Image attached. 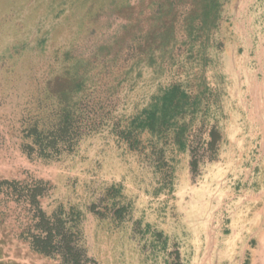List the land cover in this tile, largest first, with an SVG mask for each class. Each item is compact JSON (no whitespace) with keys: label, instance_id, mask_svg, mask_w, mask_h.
I'll use <instances>...</instances> for the list:
<instances>
[{"label":"rangeland","instance_id":"obj_1","mask_svg":"<svg viewBox=\"0 0 264 264\" xmlns=\"http://www.w3.org/2000/svg\"><path fill=\"white\" fill-rule=\"evenodd\" d=\"M71 109L75 146L33 150ZM5 180L42 183L83 264H264V0H0ZM17 196L0 190V264H75L35 250Z\"/></svg>","mask_w":264,"mask_h":264},{"label":"trees","instance_id":"obj_2","mask_svg":"<svg viewBox=\"0 0 264 264\" xmlns=\"http://www.w3.org/2000/svg\"><path fill=\"white\" fill-rule=\"evenodd\" d=\"M166 92L161 100H164L165 107L172 106L178 94L185 93L182 91L181 86L178 84L172 85ZM156 108H152L147 113V118L139 117L142 123L153 126V123L159 120V113L163 111L159 104L155 105ZM167 116H165V120ZM137 121V120H136ZM145 121V122H144ZM82 116L73 113L71 110H65L60 121L54 124L50 129H40L38 124L33 126V150H36L40 155L52 157L56 153H60L63 149H72L78 141L79 136L83 132L84 128ZM7 187L12 191H18L17 198L19 200H28L33 204L36 210L35 216L38 221L35 227L39 229V233L33 232V246L35 250L51 254L52 252L64 253L67 258H71V262L75 264H83L82 260L86 257V251L81 246L77 247V253H74V246L72 242H75V226H66L68 223L67 218L63 217V212L47 216V214L40 208L39 197L43 194L44 188L41 182H36L33 186L30 185H18L14 182L7 180L0 181V190ZM65 250V252H63Z\"/></svg>","mask_w":264,"mask_h":264}]
</instances>
